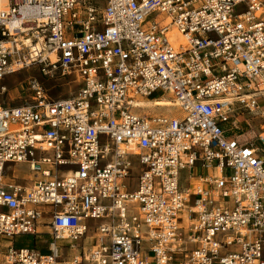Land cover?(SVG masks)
<instances>
[{"label": "built area", "instance_id": "1", "mask_svg": "<svg viewBox=\"0 0 264 264\" xmlns=\"http://www.w3.org/2000/svg\"><path fill=\"white\" fill-rule=\"evenodd\" d=\"M31 68L79 89L8 105ZM0 239V264H264V0H0Z\"/></svg>", "mask_w": 264, "mask_h": 264}, {"label": "rangeland", "instance_id": "2", "mask_svg": "<svg viewBox=\"0 0 264 264\" xmlns=\"http://www.w3.org/2000/svg\"><path fill=\"white\" fill-rule=\"evenodd\" d=\"M30 78H37L43 83L44 87L48 90V94L54 98H69L74 96L78 89L79 84L75 75H69L65 78L61 74H58L54 79H49L42 76L38 69H24L13 76H9L5 79L4 86L7 88L8 93L5 95L8 105L19 106L21 104L30 103V93L27 91V82ZM133 112L138 115H150V114H166V115H181V111L178 108H137L133 109ZM9 170L7 176L17 178L35 179L36 174L32 173L29 166L25 164H9ZM141 167L138 165L134 170V177H138L141 173ZM195 174V171H193ZM186 173H183L185 176ZM101 222H88L89 229L93 230ZM44 230V229H43ZM45 231V230H44ZM25 240V239H23ZM9 241L0 239V248L8 244ZM88 242L86 241V245ZM2 262V256L0 255V263Z\"/></svg>", "mask_w": 264, "mask_h": 264}, {"label": "bare ground", "instance_id": "3", "mask_svg": "<svg viewBox=\"0 0 264 264\" xmlns=\"http://www.w3.org/2000/svg\"><path fill=\"white\" fill-rule=\"evenodd\" d=\"M23 14L24 15H34L36 14V12L34 11L33 8L30 9H23ZM18 23V21H13L12 26H16ZM173 36V40H176L178 38L179 43H184V38L182 37L181 34H179L178 32L174 31V34H172ZM140 108L143 107H156V106H165V107H174L173 102L168 99V98H164V99H160V100H156L155 102L153 101H144V102H140L138 103ZM171 109V108H169Z\"/></svg>", "mask_w": 264, "mask_h": 264}, {"label": "crops", "instance_id": "4", "mask_svg": "<svg viewBox=\"0 0 264 264\" xmlns=\"http://www.w3.org/2000/svg\"><path fill=\"white\" fill-rule=\"evenodd\" d=\"M26 165V164H25ZM8 170H9V167L7 166V171H6V175H5V178L6 180L8 181H11V180H19V182L21 184H24V185H30V183L28 182L30 179H27V178H17V177H9L7 176V173H8ZM25 239V240H23ZM16 245V247L18 248H28V247H35V242H34V239L31 238V237H23V238H17L13 241ZM9 244V243H8ZM7 244V245H8ZM6 246V245H5ZM38 246H39V243H38ZM41 246V245H40ZM2 248V247H1ZM42 253H47V250L46 248H42Z\"/></svg>", "mask_w": 264, "mask_h": 264}]
</instances>
